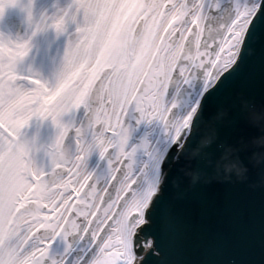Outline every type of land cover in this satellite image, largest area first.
<instances>
[{"label": "snow or ice", "instance_id": "6c2138e0", "mask_svg": "<svg viewBox=\"0 0 264 264\" xmlns=\"http://www.w3.org/2000/svg\"><path fill=\"white\" fill-rule=\"evenodd\" d=\"M8 3L16 0H0V13ZM223 3L71 0L34 20L29 0L24 7L32 33L0 35V264H65L78 246L73 264H238L223 248L198 260H171L179 216L165 195L169 173L193 147L207 103L237 78L254 44L264 40V0ZM113 10L115 35L124 43L106 50L101 41L113 34ZM69 23L75 27L67 32L54 80L31 68L17 70L32 35L47 28L66 32ZM148 54L156 67L141 75L134 65ZM119 56L127 57L128 70L116 67ZM181 96L190 110L177 103ZM80 106L82 123L60 119ZM33 116L50 118L59 129L46 152L50 166L8 169L5 156L20 146L21 129ZM140 122L158 131L130 145ZM70 129L77 145L71 154L63 146ZM93 150L106 161L99 173L86 166ZM29 206L35 211L25 216ZM58 237L65 242L59 258L50 254Z\"/></svg>", "mask_w": 264, "mask_h": 264}, {"label": "water", "instance_id": "95a60500", "mask_svg": "<svg viewBox=\"0 0 264 264\" xmlns=\"http://www.w3.org/2000/svg\"><path fill=\"white\" fill-rule=\"evenodd\" d=\"M241 98L248 101L247 108ZM223 108L227 114L212 119ZM204 118L210 126L194 129L192 137V145L199 140L201 150L190 162L177 164L167 179L165 195L177 210L180 234L169 258L198 260L223 248L238 264H260L264 259V40L254 44L237 78L209 100ZM74 145L73 133L64 148L70 154ZM185 163L200 174L198 179L193 181L180 170Z\"/></svg>", "mask_w": 264, "mask_h": 264}, {"label": "bare ground", "instance_id": "6f19581e", "mask_svg": "<svg viewBox=\"0 0 264 264\" xmlns=\"http://www.w3.org/2000/svg\"><path fill=\"white\" fill-rule=\"evenodd\" d=\"M26 1L28 0H16V3L14 4H6L3 12L0 13V35L16 39L17 37H25L32 33L33 28L29 24L28 19L26 20L24 31L18 36L13 35L12 32L8 28L6 29L1 22L2 16L19 13L21 10L26 9L24 6L29 3ZM70 3L71 0H33L31 2L33 19H37L42 12L51 15L53 12H56L58 9H63ZM74 27V24L69 23L66 32L59 34H57L54 28L37 31L31 36V47L25 57L18 63L17 70L23 72L31 68V70L37 73L40 77L48 78L50 81L54 80L55 73L61 67L63 60L65 51V48L62 45L63 40L67 35V32H71ZM75 111L64 113L60 119L64 122H72ZM146 128H149V132H151V129L153 128H156V130L158 129L155 125L144 122L142 128L143 133L146 131ZM58 131V127L52 123L50 118L41 119L33 116L30 118L28 124L21 129L20 139L34 138L37 144L49 146L54 141ZM98 156L99 153L97 150H93L88 155L86 166L89 170H91ZM38 157L42 158L45 168L50 166V158L46 154H38Z\"/></svg>", "mask_w": 264, "mask_h": 264}, {"label": "clouds", "instance_id": "9594fccd", "mask_svg": "<svg viewBox=\"0 0 264 264\" xmlns=\"http://www.w3.org/2000/svg\"><path fill=\"white\" fill-rule=\"evenodd\" d=\"M117 12L113 10L111 15L109 16V31L113 33L112 35H109L105 37L101 41V47L103 49H110V48H119L123 45L124 41L120 39L117 35H115V32L119 29L115 27V25L112 23L113 18L117 16ZM139 33L137 35V39H139ZM189 49H186V52L189 51ZM115 65L120 70H128L129 69V62L127 57L119 56L115 59ZM136 71L143 74H151L155 70V62L152 59V56L150 54L141 56L134 65ZM171 84L175 85L176 81L172 80L170 81ZM177 103L180 104L182 108L185 110L189 109L188 101L185 97L181 96L177 98ZM240 103L247 108L248 101L241 98ZM227 114V109L223 108L219 110L212 119H219ZM201 125L204 126L205 129H207L210 126V120L202 117L199 123V126L196 128V131L201 130ZM48 146H45L44 144H37L35 139H28L24 138L21 139L20 146L13 151L10 154H7L5 156L4 162L5 166L8 169L12 170H20L23 169L25 166L34 167L37 165L43 164L42 158L38 157V154L44 153L46 154ZM202 145H199V140L196 146L191 147L190 149L186 150L185 153V161L190 162L191 159L197 155V153L201 150ZM65 151L68 153L67 148H65ZM39 159V162H38ZM260 161L258 160L257 163ZM182 172H184L186 175L190 176L193 181L198 179L199 173L193 171L191 168L187 166V163H185L181 169ZM17 195H19L17 193ZM35 211L34 206H29L25 209V216L31 215Z\"/></svg>", "mask_w": 264, "mask_h": 264}, {"label": "rangeland", "instance_id": "374dc122", "mask_svg": "<svg viewBox=\"0 0 264 264\" xmlns=\"http://www.w3.org/2000/svg\"><path fill=\"white\" fill-rule=\"evenodd\" d=\"M133 120H135V119H134V116H133ZM135 123H136V121H135ZM143 125H144V122H140V123H139V126L134 128V130H135V134L132 136V138H133L134 136H136L137 138H138V137H141V136H143L145 133H148V134L150 135V133H149V128H150V126H149V128H146V131H144V133H143V132H142ZM137 142H138V140H137Z\"/></svg>", "mask_w": 264, "mask_h": 264}, {"label": "flooded vegetation", "instance_id": "af4514ba", "mask_svg": "<svg viewBox=\"0 0 264 264\" xmlns=\"http://www.w3.org/2000/svg\"><path fill=\"white\" fill-rule=\"evenodd\" d=\"M61 245H62V247H65L64 243H62ZM51 255L55 256V253H51Z\"/></svg>", "mask_w": 264, "mask_h": 264}]
</instances>
